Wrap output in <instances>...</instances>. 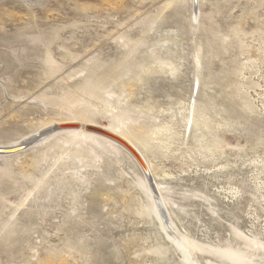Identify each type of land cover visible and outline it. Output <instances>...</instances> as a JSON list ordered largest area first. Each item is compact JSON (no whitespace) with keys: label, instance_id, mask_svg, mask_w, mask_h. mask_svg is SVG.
Returning <instances> with one entry per match:
<instances>
[{"label":"rangeland","instance_id":"obj_1","mask_svg":"<svg viewBox=\"0 0 264 264\" xmlns=\"http://www.w3.org/2000/svg\"><path fill=\"white\" fill-rule=\"evenodd\" d=\"M0 151V264H264V0H0Z\"/></svg>","mask_w":264,"mask_h":264},{"label":"bare ground","instance_id":"obj_2","mask_svg":"<svg viewBox=\"0 0 264 264\" xmlns=\"http://www.w3.org/2000/svg\"><path fill=\"white\" fill-rule=\"evenodd\" d=\"M66 125H68V126H77L78 124H74V123H70V124H66ZM86 126V125H85ZM85 126H84V128H85ZM87 127H90V128H96V129H100V130H102V131H104V132H106V133H108V134H110V135H112V136H114L115 138H117L118 140H120L123 144H125L128 148H129V150H131V152H132V154H134V155H132L131 153H129V152H127L123 147H121L120 145H118L117 143H115V142H113V141H111V140H109V139H107V138H105V137H103V136H101V135H98V134H95V133H92V132H88V131H85V129H83V127H77V128H75V129H71V127H69L68 129H66V130H63V131H76V130H84L85 132H87V133H91V134H94V135H96V136H99V137H101V138H103V139H106V140H108V141H110V142H112V143H114V144H116V145H118L119 147H121L122 149H124L127 153H129L134 159H135V161L138 163V164H140V165H142L146 170H147V172H148V169H147V166L144 164V162L142 161V159H141V157H140V154H139V152L128 142V141H126L124 138H122V137H120V136H118V135H116V134H114V133H112V132H109V131H107V130H104V129H101V128H98V127H96V126H94V125H91V124H89V125H87ZM150 185H151V183H150ZM163 218V217H162Z\"/></svg>","mask_w":264,"mask_h":264},{"label":"water","instance_id":"obj_3","mask_svg":"<svg viewBox=\"0 0 264 264\" xmlns=\"http://www.w3.org/2000/svg\"><path fill=\"white\" fill-rule=\"evenodd\" d=\"M69 127H71V129H75V126L74 127L73 126H69ZM87 131L88 132L95 133V134H98V135H101V136H103V137H105V138H107V139H109V140L117 143L118 145H120L121 147H123L127 152H129V153L132 154L131 150H129V148L125 144H123L120 140H118L114 136H112V135H110V134H108V133H106V132H104V131H102L100 129H96V128H88ZM5 152H8L9 153V152H11V150H7ZM0 153H4V152L0 151ZM132 155H134V154H132ZM139 166L141 167L142 171L145 174V177L147 178V182H148V185H149L151 191H154L153 183L151 182V180L148 177L147 170L142 165L139 164ZM150 183H151V186H150Z\"/></svg>","mask_w":264,"mask_h":264}]
</instances>
